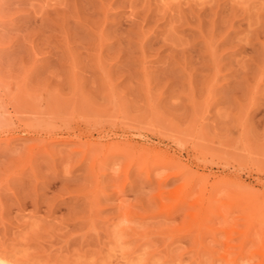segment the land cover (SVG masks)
<instances>
[{
    "label": "rangeland",
    "instance_id": "obj_1",
    "mask_svg": "<svg viewBox=\"0 0 264 264\" xmlns=\"http://www.w3.org/2000/svg\"><path fill=\"white\" fill-rule=\"evenodd\" d=\"M0 258L264 264V0H0Z\"/></svg>",
    "mask_w": 264,
    "mask_h": 264
},
{
    "label": "bare ground",
    "instance_id": "obj_2",
    "mask_svg": "<svg viewBox=\"0 0 264 264\" xmlns=\"http://www.w3.org/2000/svg\"><path fill=\"white\" fill-rule=\"evenodd\" d=\"M34 131H36V129H34ZM50 131V130H49ZM54 139V138H53ZM78 142H80V141H78ZM96 142V141H95ZM98 142V141H97ZM98 144V143H97ZM94 146H97L98 147V145H94ZM169 155V154H168ZM173 155H169L168 156V158L166 159V161L164 162V165L165 166H169V168L170 167H172V166H175V165H177V163H178V160L177 159H174V156L172 157ZM163 163V162H162ZM161 163V164H162ZM180 165L181 164H178L177 166L178 167H180ZM177 167V168H178ZM183 173V169H181V168H179L178 170H176V171H173V172H171V173H169V174H167L165 177H164V179H170V178H177L178 176H180L181 174ZM1 259V258H0ZM9 261V260H8ZM15 262V261H14ZM0 264H2V263H0ZM3 264H7V263H3ZM11 264V263H10ZM14 264V263H13Z\"/></svg>",
    "mask_w": 264,
    "mask_h": 264
}]
</instances>
